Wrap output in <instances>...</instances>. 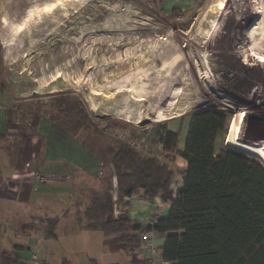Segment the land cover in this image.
<instances>
[{
	"label": "rangeland",
	"instance_id": "1",
	"mask_svg": "<svg viewBox=\"0 0 264 264\" xmlns=\"http://www.w3.org/2000/svg\"><path fill=\"white\" fill-rule=\"evenodd\" d=\"M217 6L200 0L194 12L166 15L159 0H0V103L11 98L32 118L47 112L57 116L53 97L72 94L101 129L153 155L162 152L161 139L174 122L211 109L231 118L217 154L227 146L264 163V0H226L223 24L208 41V21ZM205 13L199 40H190ZM186 75L194 88L180 85ZM176 89L181 94L175 111H166L162 97ZM240 113L245 114V144L231 135L233 117ZM120 114L139 117L140 123ZM103 178L107 184V174ZM104 183L98 191L83 181L72 203L56 204L50 217L35 218L57 220V231L82 226L91 205L111 201ZM46 244L36 253L56 257L66 250L56 242Z\"/></svg>",
	"mask_w": 264,
	"mask_h": 264
},
{
	"label": "trees",
	"instance_id": "2",
	"mask_svg": "<svg viewBox=\"0 0 264 264\" xmlns=\"http://www.w3.org/2000/svg\"><path fill=\"white\" fill-rule=\"evenodd\" d=\"M220 68L214 71L218 73ZM57 116L46 117L72 137L83 139L92 132L109 134L93 122L82 100L72 94L53 97ZM25 121V114L20 113ZM68 122V124L66 123ZM231 118L225 113L200 108L191 115L185 149L177 151L178 134L166 131L161 139L163 150L176 153L187 161L188 174L173 201L167 219L138 227L123 211L114 217V201L91 205L84 214L87 223L81 230L102 231L111 243L141 244L140 234H169L162 249L164 261L172 264H264V166L245 153L223 147L217 154L220 138H226ZM243 127L232 124L231 135L242 141ZM116 151L110 158L120 198L129 199L143 191L145 199L169 197L175 169L151 153H145L115 138ZM108 184V183H107ZM112 196V195H111ZM129 204H123L124 209ZM117 218V219H115ZM57 220L46 226L22 224L24 231L42 232L45 239H56ZM110 243V240L106 241ZM0 250V264H25L16 254ZM62 264H70L64 260ZM96 264V263H92ZM133 264H148L133 261Z\"/></svg>",
	"mask_w": 264,
	"mask_h": 264
},
{
	"label": "crops",
	"instance_id": "3",
	"mask_svg": "<svg viewBox=\"0 0 264 264\" xmlns=\"http://www.w3.org/2000/svg\"><path fill=\"white\" fill-rule=\"evenodd\" d=\"M199 2L200 0H159V6L166 15L191 13L196 10ZM2 103L0 250L6 253L15 247L23 248L16 254L25 264H62L64 260L70 264H133V247L130 244L106 242L109 237L102 231L73 227V230H56V239H45L43 236H36L32 231H21L18 223L46 226L48 218L35 216L50 217L51 212H56V204L66 207L68 203H72L71 200L78 198L73 191L82 185L83 181L92 183L100 191L104 183L103 177L107 174L108 185H104L115 203L114 217L124 211L125 216L138 227L151 226L158 219L168 218L172 203L187 178V161L176 153L164 151L160 144L162 152L155 156L172 166L176 172L170 187V196H158L148 200L144 198L143 191H137L132 198L122 199L117 192L115 171L110 161L116 151L117 137L102 131L92 132L83 139L72 137L46 116L36 115L32 118L26 115L28 120H23L18 105L11 98ZM190 119L191 116L187 121H176L167 128V131L179 136L177 151L185 149ZM14 131L16 133H13ZM261 164L264 166V163ZM38 173L45 176V182L37 180L35 175ZM126 202L129 206L124 209L123 204ZM149 234L162 253L169 234ZM55 242L65 246L66 250L62 254L54 257L48 253H36L39 245L47 243L49 246ZM139 260L146 261L145 258ZM157 264L172 263L164 261L161 255Z\"/></svg>",
	"mask_w": 264,
	"mask_h": 264
},
{
	"label": "bare ground",
	"instance_id": "4",
	"mask_svg": "<svg viewBox=\"0 0 264 264\" xmlns=\"http://www.w3.org/2000/svg\"><path fill=\"white\" fill-rule=\"evenodd\" d=\"M213 3L216 5V4H218V6H217V10H215V11H211V13H212V17H211V20L210 21H208V24H209V31H208V33L205 35V36H207V40L209 41L210 40V38L213 36V35H216V30L219 28V26L220 25H222L223 24V18H222V15H223V11H224V8H225V3H226V0H213ZM210 12V11H209ZM210 13V14H211ZM207 14L205 13L202 17H200V19H199V22L197 23V26L195 27V31L193 32V34L191 35V39L190 40H194V39H196V37H198L199 36V34L201 33V31L203 30V26L206 24V22H207ZM258 21V20H257ZM263 23V22H262ZM205 28V27H204ZM263 28V27H262ZM194 30V29H193ZM207 30H208V28H207ZM206 30V31H207ZM200 37V36H199ZM199 37H198V39H196V40H199ZM201 38H203L202 37V35H201ZM136 73V72H135ZM207 74V73H206ZM139 78V77H138ZM203 78H204V76H203ZM132 81V80H131ZM192 81L189 79V76L187 77V75L186 76H183L181 79H180V85H183L184 86V88L185 89H188V88H190V87H192V88H194L192 85V83H191ZM196 84V83H195ZM197 85V84H196ZM114 86V85H113ZM131 86V85H130ZM147 87V86H146ZM121 88V87H120ZM143 88V87H142ZM195 88H196V86H195ZM201 88V87H200ZM112 89H114V88H112ZM117 89V88H116ZM203 89V88H202ZM196 91H198V89L196 90ZM142 92V91H141ZM194 92V91H193ZM121 93V92H120ZM143 93V92H142ZM192 93V92H191ZM190 93V94H191ZM118 94V93H117ZM144 94H145V92H144ZM179 94H181V91H180V89H176L175 91H167V93H165L164 95L165 96H163L162 97V99H164L165 101H166V108H165V110L166 111H173L174 109V100L175 99H177V97L179 96ZM202 94V93H201ZM114 95H115V93H114ZM125 96H127L126 94H125ZM139 96H140V94H139ZM170 96V97H169ZM198 96V95H197ZM196 96V97H197ZM142 97V96H141ZM140 97V98H141ZM195 97V98H196ZM114 98V97H113ZM187 98H189V97H187ZM198 98V97H197ZM173 99V103L170 105V102H171V100ZM133 100V99H132ZM186 100V99H185ZM188 100V99H187ZM113 101V100H112ZM193 101V100H192ZM140 102V101H139ZM177 102V101H176ZM188 102V101H187ZM192 103V102H191ZM193 103H194V101H193ZM128 104V103H127ZM127 104H126V106H127ZM135 104H137V103H135ZM195 104V103H194ZM92 106H94V105H92ZM179 107V106H178ZM192 107V106H191ZM242 106H234V108L236 109V110H240V109H242L241 108ZM139 108V107H138ZM177 109V108H176ZM190 109V108H189ZM244 109V108H243ZM164 109H162L161 110V112L162 111H165ZM159 111V110H158ZM157 111V112H158ZM175 111V110H174ZM249 111H251V110H249ZM160 114V113H159ZM147 116V115H146ZM254 116H255V113H254ZM119 118H122V119H124V120H126V121H128V122H132V123H140V118L139 117H135V116H133L132 114H127V115H123V114H120V116H119ZM247 118V117H246ZM254 119H255V117H254ZM233 121L236 123V124H238V125H244V122H245V114H235L234 115V117H233ZM250 123V122H249ZM264 123V122H263ZM250 127V126H249ZM252 128V127H251ZM248 129V128H247Z\"/></svg>",
	"mask_w": 264,
	"mask_h": 264
},
{
	"label": "built area",
	"instance_id": "5",
	"mask_svg": "<svg viewBox=\"0 0 264 264\" xmlns=\"http://www.w3.org/2000/svg\"><path fill=\"white\" fill-rule=\"evenodd\" d=\"M125 138L123 139V141ZM128 144L145 152V149H141L140 144L135 143L134 141L128 140ZM37 180L40 182H45L46 178L41 173L35 175ZM141 244L137 248H133L132 254L134 255L133 261H138L139 258H142L147 261L148 264H157L158 260L161 258V251L155 245L154 241L151 239L150 234L148 232H143L140 234Z\"/></svg>",
	"mask_w": 264,
	"mask_h": 264
},
{
	"label": "water",
	"instance_id": "6",
	"mask_svg": "<svg viewBox=\"0 0 264 264\" xmlns=\"http://www.w3.org/2000/svg\"><path fill=\"white\" fill-rule=\"evenodd\" d=\"M223 78L225 79V78H227V76H226V75H224V76H223ZM13 133H16V132L14 131ZM226 147H227V146H226ZM242 153H243V152H242Z\"/></svg>",
	"mask_w": 264,
	"mask_h": 264
}]
</instances>
